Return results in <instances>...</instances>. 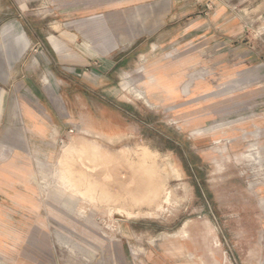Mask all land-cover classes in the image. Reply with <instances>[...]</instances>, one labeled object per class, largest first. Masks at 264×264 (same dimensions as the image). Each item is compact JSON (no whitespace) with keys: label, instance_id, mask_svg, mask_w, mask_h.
Returning <instances> with one entry per match:
<instances>
[{"label":"rangeland","instance_id":"obj_1","mask_svg":"<svg viewBox=\"0 0 264 264\" xmlns=\"http://www.w3.org/2000/svg\"><path fill=\"white\" fill-rule=\"evenodd\" d=\"M65 1L0 0V19L19 31L26 25L29 38L42 36V28L49 35L59 29L51 23ZM118 4L126 7L130 26L116 32L132 38L155 33L156 49L118 66L112 73L123 77L111 75L109 86L76 85L45 58L51 50L46 40L33 42L24 33L29 76L63 82L45 90L61 120L69 121L67 130L77 128L64 144L59 139L67 130L27 154L45 195L59 199L57 260L104 264L106 245L122 246L130 264H243L236 250L242 232L254 225L251 216L261 227L264 215V129L256 126H264V0ZM131 62L140 70L137 82ZM169 69L184 74L170 78L182 86L167 95L152 82L165 83ZM199 86L206 90L198 92ZM99 112L108 122L91 120ZM245 130L251 134L235 154L233 134ZM74 142L89 151L68 150ZM143 147L155 153L149 167L139 162ZM69 243L86 249L74 257L62 247Z\"/></svg>","mask_w":264,"mask_h":264},{"label":"crops","instance_id":"obj_2","mask_svg":"<svg viewBox=\"0 0 264 264\" xmlns=\"http://www.w3.org/2000/svg\"><path fill=\"white\" fill-rule=\"evenodd\" d=\"M92 1L95 0L61 3L57 8L60 17L51 23V27L57 25L59 29L43 35L42 28L40 37L30 35L29 38L26 25L21 24L23 29L19 31L15 23L0 19V124L4 125L0 132L3 139L0 147V264H59L57 259L61 249L58 230L54 227L60 218L58 196L45 195L27 154L32 146L46 148L43 146L48 140L67 130L69 121L61 120L58 108L45 90V86H49L45 82L48 77L29 76L23 62L28 48L24 33L33 42L46 40L51 50L45 58L50 59L59 71L72 75V81L78 86H109L111 75L123 77L117 71L112 73L118 66H123L129 58L150 57L156 49V43L151 42L155 33L132 38L116 32L130 26L125 20L126 7L118 4L123 0H100L97 4ZM98 6L106 9L99 11ZM141 47L144 51H140ZM130 67L129 74L137 82L139 78L133 77L140 70L134 62ZM163 73L165 83H170L173 76L184 74L176 69ZM52 86L64 84L55 78ZM204 87L199 86L196 90H206ZM90 116L95 123L108 122L107 115L101 112ZM256 126L264 129L261 123ZM249 134L251 132L246 130L234 132L230 145L235 154L245 146ZM259 206L264 214V194L259 196ZM18 218L24 219L25 223L19 226L15 221ZM255 218L257 216H251L254 225L246 226L242 232L244 242L236 245V250L242 251L243 264H264V215L260 217L261 227L256 226ZM67 230L72 231L70 227ZM62 247L72 256L76 252L81 255L86 249L85 245L70 243ZM102 251L104 264H130L122 246L113 249L105 245Z\"/></svg>","mask_w":264,"mask_h":264},{"label":"bare ground","instance_id":"obj_3","mask_svg":"<svg viewBox=\"0 0 264 264\" xmlns=\"http://www.w3.org/2000/svg\"><path fill=\"white\" fill-rule=\"evenodd\" d=\"M46 84L49 85V87L51 88V83L48 80V78L45 79ZM152 82V81H151ZM153 85H157L158 87L156 88V91H161L167 95H169L170 93H172L173 90H177L180 88L179 85L180 82L178 83H161V82H152ZM153 95V94H152ZM152 95L150 96L152 98ZM77 142H74L71 146L68 147V150H72V151H77L80 154H86L89 150H84L83 148H77V146H74ZM89 147L94 149V152L98 151L97 148H95L93 145L89 144V142H85L84 148ZM138 148V147H137ZM144 148V147H143ZM138 151V150H137ZM141 151V152H140ZM138 154L139 157V162L145 166H148L149 164H153L151 163L153 161V159L155 158L154 155L155 153L149 149V148H144L143 150H140ZM93 152V153H94ZM131 152V150H130ZM136 152V151H134ZM132 153V152H131ZM83 156V155H82ZM172 161V160H171ZM174 161V160H173ZM170 163V162H169ZM173 163V162H172ZM174 164V163H173ZM172 164V165H173ZM151 166V165H150ZM149 167V166H148ZM69 180V179H68ZM72 184V183H71ZM148 186V185H147ZM76 187V186H75ZM156 192V190H150V194H154ZM135 194V193H134ZM95 195V194H94ZM132 197V196H131Z\"/></svg>","mask_w":264,"mask_h":264},{"label":"built area","instance_id":"obj_4","mask_svg":"<svg viewBox=\"0 0 264 264\" xmlns=\"http://www.w3.org/2000/svg\"><path fill=\"white\" fill-rule=\"evenodd\" d=\"M77 130V128L76 127H71V128H69L67 131H66V136H62V137H60V142L61 143H65V141L67 140V138L70 136V135H72L73 133H75V131Z\"/></svg>","mask_w":264,"mask_h":264}]
</instances>
